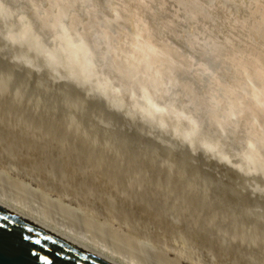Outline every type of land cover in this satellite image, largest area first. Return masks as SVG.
<instances>
[{"label": "bare ground", "instance_id": "obj_1", "mask_svg": "<svg viewBox=\"0 0 264 264\" xmlns=\"http://www.w3.org/2000/svg\"><path fill=\"white\" fill-rule=\"evenodd\" d=\"M0 50L128 123L142 121L174 148L231 166L252 191L264 193V0H0ZM0 203L124 264H139L9 194L0 192Z\"/></svg>", "mask_w": 264, "mask_h": 264}, {"label": "rangeland", "instance_id": "obj_2", "mask_svg": "<svg viewBox=\"0 0 264 264\" xmlns=\"http://www.w3.org/2000/svg\"><path fill=\"white\" fill-rule=\"evenodd\" d=\"M1 51V193L139 264H264V193L236 169L174 148Z\"/></svg>", "mask_w": 264, "mask_h": 264}, {"label": "water", "instance_id": "obj_3", "mask_svg": "<svg viewBox=\"0 0 264 264\" xmlns=\"http://www.w3.org/2000/svg\"><path fill=\"white\" fill-rule=\"evenodd\" d=\"M212 160L221 165L213 157ZM226 166L222 165L225 169ZM238 177L243 179L241 175ZM22 237H27V239H22ZM33 252L37 255H32ZM39 256L47 259L42 261L38 259ZM0 264L124 263L64 236L32 217L0 203Z\"/></svg>", "mask_w": 264, "mask_h": 264}, {"label": "snow or ice", "instance_id": "obj_4", "mask_svg": "<svg viewBox=\"0 0 264 264\" xmlns=\"http://www.w3.org/2000/svg\"><path fill=\"white\" fill-rule=\"evenodd\" d=\"M22 239H27V237H22ZM36 243H39V241H36ZM32 255H37V253L33 252ZM38 259L45 261L47 258L44 256H39Z\"/></svg>", "mask_w": 264, "mask_h": 264}]
</instances>
